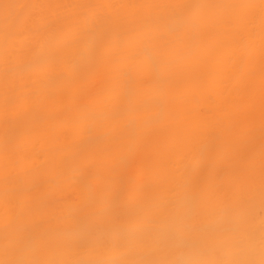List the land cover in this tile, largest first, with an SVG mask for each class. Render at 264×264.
Returning a JSON list of instances; mask_svg holds the SVG:
<instances>
[{
	"label": "bare ground",
	"instance_id": "obj_1",
	"mask_svg": "<svg viewBox=\"0 0 264 264\" xmlns=\"http://www.w3.org/2000/svg\"><path fill=\"white\" fill-rule=\"evenodd\" d=\"M0 264H264V0H0Z\"/></svg>",
	"mask_w": 264,
	"mask_h": 264
}]
</instances>
